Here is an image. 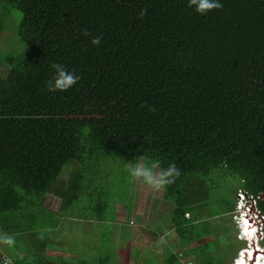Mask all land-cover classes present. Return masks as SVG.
<instances>
[{
    "label": "trees",
    "instance_id": "trees-1",
    "mask_svg": "<svg viewBox=\"0 0 264 264\" xmlns=\"http://www.w3.org/2000/svg\"><path fill=\"white\" fill-rule=\"evenodd\" d=\"M220 2L221 9L201 15L189 0H0V32L12 17L20 45L0 58L10 65L0 76V231L21 242L8 257L12 264H110L114 220L102 212L111 208L115 217L116 200L86 190L97 205L82 218L101 223L103 240L89 261L58 254L63 240L51 237L72 215L52 213L48 220L40 211L52 205L46 194L69 162L101 170L105 178L106 164L118 166L122 186L125 163L176 164L181 175L162 189L168 216L159 218L170 228L183 225L187 204L207 200L216 174L233 181V194L240 184L264 196V0ZM141 9H147L143 18ZM96 37L99 45L91 42ZM54 62L75 70L78 83L47 91ZM125 196L118 199L129 206L133 194ZM259 205L264 212V199ZM138 220L121 243L143 260L144 243L158 241L161 229L157 221ZM188 226L186 243L209 235L202 222ZM134 231L146 241L140 244ZM22 236L31 237L32 250ZM212 245L204 241L199 251ZM231 252L223 251V259ZM6 257L0 252V264ZM168 257L174 263L164 264H180L176 255ZM219 261L212 255L205 264Z\"/></svg>",
    "mask_w": 264,
    "mask_h": 264
},
{
    "label": "rangeland",
    "instance_id": "rangeland-1",
    "mask_svg": "<svg viewBox=\"0 0 264 264\" xmlns=\"http://www.w3.org/2000/svg\"><path fill=\"white\" fill-rule=\"evenodd\" d=\"M11 22L8 23L6 26V30L4 32H0V58L1 54L4 53H10V52H16L19 51L20 45L15 40L13 35V23L14 19L11 17L9 19ZM10 69V65L0 60V76H5ZM116 166V165H115ZM103 169L109 173L108 177L105 178L101 170H96L94 167H88L83 166L75 162H69L68 165L61 171V173L58 175L56 182L52 186L49 193L46 194L48 197L47 200H53L52 205H41L40 211H45V217L48 220H51L53 218V214L58 218L60 217V214L65 215H72V217L65 216L64 218H74L75 222L71 223L70 220H64V224L59 222V230L58 232H50L51 237L54 235L55 238H59L60 240H63V246L61 250L57 249H48L47 251H50L51 253H58L60 255H64L68 258H73L71 260L73 261H80L85 260L89 261V256L92 255L95 251L96 254L101 253V243L103 240L100 238V234L98 232V227L101 223L99 221L93 222L90 221L88 224V221L86 222V219L82 218V215L84 213L89 212L91 204L97 205V200L95 198V193L91 196V200L89 198H85L86 190H96L100 189V192L102 193L101 200L105 199L106 201H113L116 200V206L115 211L116 214L115 217L113 216L111 212V208H107L103 210V215L110 216V220H114L112 222L113 227V245L110 248L111 253V260L110 264H144L142 261L145 260L146 263L153 264V261L156 260L157 257L162 256V252H164L165 248L163 246H157L149 243V241L144 243V248L146 250V254L144 255V259H134L136 256L135 248L129 246L126 251L124 250V247L121 243L127 242V228L129 223L136 222V219L139 218L138 221H141L144 223V225H153L156 221L159 222L157 226L161 230H165L166 227L163 225L160 221L161 213H165V205L168 204L167 201H165L162 190H155L151 188L149 185L141 182V181H133L130 178V174H126L127 180H125V185H120V174H121V168L118 166L116 167L117 170L112 169L111 165L106 164ZM120 170V171H119ZM125 178V179H126ZM211 179L214 181L215 187L208 190L205 194V198L207 201H201L200 203L204 206H208V212H216L219 210L221 205H224L226 202H230L232 199H234V194L232 190V184L233 181L231 180L229 183L227 181H224L223 176H220L219 174L214 175L211 177ZM236 184L237 179L235 178ZM84 185L83 189H80L79 192H74L71 187L72 185ZM130 184V185H128ZM234 185V184H233ZM65 191V195L59 193L60 189ZM66 188H70V191L68 194H71V196H68ZM130 191L132 192V202L127 206L126 198H123V200H120L118 198L126 197L125 195L130 194ZM97 192V191H96ZM77 193L76 200H73L72 197ZM125 193V194H124ZM59 195V199L58 196ZM106 195V196H105ZM103 196H105L103 198ZM45 197V196H44ZM233 197V198H232ZM40 199V198H39ZM63 201V202H62ZM89 201V202H88ZM113 207V204L111 205ZM57 208V209H56ZM56 209V210H55ZM130 209V210H129ZM162 211V212H161ZM59 214V216L56 214ZM128 213V214H127ZM128 216V217H127ZM77 217V218H75ZM165 217V216H164ZM116 219V220H115ZM217 219L220 221H225L226 217L224 215L217 216ZM138 223V222H137ZM145 225V226H146ZM101 226V225H100ZM163 226V227H162ZM134 227H139V225H135ZM104 228V227H103ZM76 229V230H75ZM138 230V228H136ZM154 229V228H153ZM134 236L137 234L135 231L133 232ZM98 235V238H97ZM171 235V234H170ZM169 235V236H170ZM232 236V232H226L222 230L220 234V238L224 236ZM25 237L23 236V243L26 248H31V250L34 248L32 243H30L28 246L27 242L25 241ZM161 238H164L161 237ZM158 241V243L162 239ZM137 241L142 244L146 239L139 240V238L136 236ZM21 242H17L15 240V245H21ZM111 244V242H110ZM240 246L238 247V242L234 245V249L232 250L233 254L231 256V260H233L235 253L237 252L238 248L244 245V243L239 242ZM52 245V244H51ZM244 247H247L244 250ZM242 247L243 250L236 256V259L234 260V264H246V262H255L258 258L257 256V250L251 249L248 246ZM52 248V247H51ZM157 248V249H156ZM171 248V247H170ZM127 250L133 253V255H130L127 253ZM243 251L246 252L247 258H244ZM141 254V253H140ZM144 254V252H143ZM261 256L262 259V255ZM138 256H136L137 258ZM136 260V261H135ZM193 264H200L198 259H192ZM247 262V263H248ZM8 264H12L10 261ZM230 264V263H229ZM255 264H263L262 261L258 259V261Z\"/></svg>",
    "mask_w": 264,
    "mask_h": 264
},
{
    "label": "clouds",
    "instance_id": "clouds-1",
    "mask_svg": "<svg viewBox=\"0 0 264 264\" xmlns=\"http://www.w3.org/2000/svg\"><path fill=\"white\" fill-rule=\"evenodd\" d=\"M189 6L194 7L195 11L201 15H206L207 13L213 10H219L223 7L220 0H189ZM146 14H147V9H141L139 16L140 18H143ZM87 34H88L87 31H85V35ZM91 42L94 45H99L101 42V38L96 37ZM51 68L54 69V75L49 81L46 82V90L51 93H55L57 91L60 92L67 91L70 88H72L74 85H76L81 78L79 75L75 73V70L68 71L63 64L54 62L51 64ZM125 164L129 171L131 180L142 181L155 190H162L167 186L173 184L175 180L179 178L181 175L180 169L176 164L172 163L169 164L167 168H163L161 167L160 160H153L149 164L138 158L137 163L134 165L131 162ZM238 190L239 188L236 191H234V208L231 211L230 215H231V220L236 229V238L240 242L244 243V245L237 250L233 260L229 262L230 264H234L233 262L236 259V256H238V254L243 250L242 247L246 245L248 246L249 241H252V239L253 242L259 245V248L262 249L261 252L264 258V245L262 243L264 238V226L262 225L261 228L258 218L254 215V213L247 211L246 209L247 206H244V210L238 209L237 207V204L239 202L237 196ZM257 195H259L260 197L262 196V199L261 198L258 199V206L264 215V212L259 205L260 202L263 201L264 196L261 193H258ZM239 204L242 205L243 203L240 202ZM244 213H246V215L252 216L254 220L252 222H249L248 221L249 218L244 219L243 218L245 216ZM247 231L251 234L252 239L250 237L245 236V232ZM259 231H263V233L262 234L257 233ZM0 243L11 246L15 243V238L14 236L8 233H0ZM246 248L247 247H244V250ZM263 264H264V260H263Z\"/></svg>",
    "mask_w": 264,
    "mask_h": 264
},
{
    "label": "crops",
    "instance_id": "crops-1",
    "mask_svg": "<svg viewBox=\"0 0 264 264\" xmlns=\"http://www.w3.org/2000/svg\"><path fill=\"white\" fill-rule=\"evenodd\" d=\"M239 189L243 188L239 184L237 186ZM233 198V197H232ZM196 199V198H195ZM207 201V200H202ZM193 202V203H192ZM189 204H187L190 208L186 209L184 212V217L182 219L183 225L177 228H170L171 222L167 223L166 229L163 231L161 230V233L159 234L160 238L164 236L162 239V242L160 241H153L152 244L157 246H163L165 248L164 252H162V256L157 257L155 261H153V264H164L167 262V260H171L169 257L166 258V255L172 253L174 256H177V259L180 261V264H193L192 259H198L200 264H205L206 260L208 258H211L212 255H215L216 260H220V264H229L231 261V256L233 252H231L228 257L226 256L223 259L222 252L223 251H231L235 250L234 245L238 242V247L240 246L239 240L236 238V229L235 226L231 220V211L234 208V199H232L230 202H226L224 205H221L219 210L216 212H208V206H203L199 201H192ZM224 215L226 217L225 221H220L217 219V216ZM161 216L167 217L168 214L162 213ZM71 221V223L75 222L74 218H67ZM88 221V224L90 220ZM202 222V230L209 232V235L205 237V240H194L193 243H191L189 240L188 243H186V240L189 237V229L188 225L194 224V223H201ZM76 230V229H75ZM224 231L232 232V238L229 236H224L220 238V234ZM197 231V230H196ZM201 231V230H200ZM195 232V231H194ZM0 233H8L12 236L13 234L9 233L8 231H0ZM159 233V232H158ZM171 234V235H170ZM170 235V236H169ZM23 237V236H22ZM14 238H16L14 236ZM31 237H25V241L27 242V245L33 242L30 241ZM207 241L212 245L211 249L205 253L202 254V251H199V247L202 242ZM214 241L219 242V244H215ZM24 242V241H23ZM197 244V245H196ZM171 247V248H170ZM16 245L13 244L11 246L0 243V252L3 253L5 256L9 257L11 259V251L13 249H16ZM51 249V248H49ZM157 249V248H156ZM239 249V248H238ZM51 253L50 251H48ZM55 253V252H54ZM22 252H20V255ZM173 262V260H171ZM174 263V262H173ZM198 264V263H197Z\"/></svg>",
    "mask_w": 264,
    "mask_h": 264
},
{
    "label": "built area",
    "instance_id": "built-area-1",
    "mask_svg": "<svg viewBox=\"0 0 264 264\" xmlns=\"http://www.w3.org/2000/svg\"><path fill=\"white\" fill-rule=\"evenodd\" d=\"M237 196H238V200H239L238 204L240 202L243 203L242 205L237 204L238 209L241 210L242 207L247 206L246 207L247 211L254 213V215L258 218V221L260 222V225L262 228V225L264 226V224H263L264 223V215L258 206V199H260V198L262 199V196L260 197L259 195L254 196L252 194H248L242 189H239L237 191ZM244 215L247 216L246 213H244ZM236 218H237V216H236ZM257 233L262 234L263 231H259ZM258 236H259V234H258ZM263 260H264V258H263ZM10 261L11 260L8 257H6V258H4V260H2L1 264H8Z\"/></svg>",
    "mask_w": 264,
    "mask_h": 264
},
{
    "label": "bare ground",
    "instance_id": "bare-ground-1",
    "mask_svg": "<svg viewBox=\"0 0 264 264\" xmlns=\"http://www.w3.org/2000/svg\"><path fill=\"white\" fill-rule=\"evenodd\" d=\"M241 209L244 210V207H242ZM243 218L244 219H246V218L248 219L249 218L248 219L249 222H252L254 220V218L252 216H250V215L244 216ZM245 236L250 237L252 239L251 234L248 231L245 232ZM248 247L251 248L252 250L253 249L257 250L258 249L257 250V256H258V258H257V260L255 262H251L250 263V262L247 261L248 263H246V264H255L258 261V259L263 262V259H261V256H259V255H262V252H261L262 249L259 248V245H257L256 243L253 242V239H252V241H249ZM262 258H263V255H262Z\"/></svg>",
    "mask_w": 264,
    "mask_h": 264
},
{
    "label": "water",
    "instance_id": "water-1",
    "mask_svg": "<svg viewBox=\"0 0 264 264\" xmlns=\"http://www.w3.org/2000/svg\"><path fill=\"white\" fill-rule=\"evenodd\" d=\"M243 254L245 255L244 258H247V256H246V252H245V251H243Z\"/></svg>",
    "mask_w": 264,
    "mask_h": 264
}]
</instances>
